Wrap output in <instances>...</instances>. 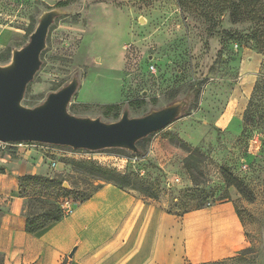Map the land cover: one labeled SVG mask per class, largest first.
Returning a JSON list of instances; mask_svg holds the SVG:
<instances>
[{
    "label": "rangeland",
    "instance_id": "374dc122",
    "mask_svg": "<svg viewBox=\"0 0 264 264\" xmlns=\"http://www.w3.org/2000/svg\"><path fill=\"white\" fill-rule=\"evenodd\" d=\"M52 8L64 13L49 30L42 65L23 105L38 106L78 77L69 105L77 116L115 122L125 109L141 117L179 100L186 108L138 145V153L61 145L47 152L33 144H0V166L19 163L37 175L57 177L63 182L60 194L75 201L106 182L96 167L128 174L138 190L150 186L153 195L181 212L229 197L248 245L210 264H264V122L241 135L264 56L242 38L252 26L241 20L240 0H0V64L23 48L41 14ZM221 118L228 123L220 128ZM180 139L204 153V183L189 179ZM222 166L244 180L253 201L227 187Z\"/></svg>",
    "mask_w": 264,
    "mask_h": 264
},
{
    "label": "crops",
    "instance_id": "0c3cea01",
    "mask_svg": "<svg viewBox=\"0 0 264 264\" xmlns=\"http://www.w3.org/2000/svg\"><path fill=\"white\" fill-rule=\"evenodd\" d=\"M228 121L221 118L219 127ZM0 255L4 264H204L248 245L230 198L187 211L166 198L103 182L43 234L26 229L20 177L39 174L19 163L0 166Z\"/></svg>",
    "mask_w": 264,
    "mask_h": 264
},
{
    "label": "water",
    "instance_id": "95a60500",
    "mask_svg": "<svg viewBox=\"0 0 264 264\" xmlns=\"http://www.w3.org/2000/svg\"><path fill=\"white\" fill-rule=\"evenodd\" d=\"M63 13L60 8L43 12L30 40L13 51L7 64H0V142L33 141L90 151L121 148L138 153V141L161 131L183 114L186 108L183 101L141 117H132L129 109H125L115 122L77 116L69 111L80 84L79 78L74 77L38 106L23 105L27 86L42 65L49 30Z\"/></svg>",
    "mask_w": 264,
    "mask_h": 264
},
{
    "label": "trees",
    "instance_id": "16d2710c",
    "mask_svg": "<svg viewBox=\"0 0 264 264\" xmlns=\"http://www.w3.org/2000/svg\"><path fill=\"white\" fill-rule=\"evenodd\" d=\"M66 4L67 2L61 3V5ZM240 11L241 20H243V18L250 20L252 26L249 33L244 36L242 35V38L245 37L246 41L248 43L250 42L252 47L264 56V0H240ZM259 71L257 80L253 86V91L248 100L249 104L243 114L244 119L241 130V135L243 137L250 133L255 124L264 122V59L261 63ZM195 90L199 93L200 88ZM109 107L115 108L117 106L111 105ZM118 116L119 114H117V117ZM151 136L152 134L147 136L145 139L138 141L137 146H140L142 143L148 141ZM180 147L187 152L182 164L189 179L194 184L204 183L205 180L203 178L205 177V172L200 164L202 162V158L205 156L204 153L197 146H191L182 139H180ZM0 171H3L1 167ZM96 171L101 174L103 173L106 182H112L121 188L130 190L134 189L146 196L158 198V195L152 194L150 186L144 187L143 192L138 190L134 185V179L126 173L123 174L104 167H96ZM221 175L222 178H224L227 187H235L236 190L239 191L245 198L253 201V192L250 191L242 178L236 176L232 172L230 167L222 166ZM20 183V194L26 198L24 212L26 218V229L30 233L41 235L49 229L50 226L65 216V212H63L60 205V199L67 196H63L59 192V185L63 182L57 177L26 174L20 177ZM63 190L71 192V189L63 188ZM92 193L87 194V196L81 200H87ZM200 207H204V205L194 208ZM4 262L5 259H3V256L0 255V264H4Z\"/></svg>",
    "mask_w": 264,
    "mask_h": 264
},
{
    "label": "built area",
    "instance_id": "2783aa9c",
    "mask_svg": "<svg viewBox=\"0 0 264 264\" xmlns=\"http://www.w3.org/2000/svg\"><path fill=\"white\" fill-rule=\"evenodd\" d=\"M0 144H13V145H16L18 147H25V146H28L29 144H33L35 146H41L42 148H44L45 151L49 152V151H53L56 146L53 145V144H48V143H43V142H33V141H25V142H10V143H3V142H0ZM90 151V150H88ZM90 152H94V151H90ZM56 165V162L53 161V166ZM75 200L73 199H70L69 197H62L60 199V205H61V208L63 210V212H65V215H68V214H71L72 213V210L74 208V204H75Z\"/></svg>",
    "mask_w": 264,
    "mask_h": 264
}]
</instances>
